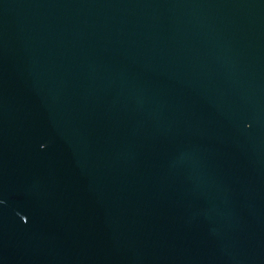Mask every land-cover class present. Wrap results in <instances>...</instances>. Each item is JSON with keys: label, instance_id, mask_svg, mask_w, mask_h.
<instances>
[{"label": "water", "instance_id": "water-1", "mask_svg": "<svg viewBox=\"0 0 264 264\" xmlns=\"http://www.w3.org/2000/svg\"><path fill=\"white\" fill-rule=\"evenodd\" d=\"M0 264H264V0H0Z\"/></svg>", "mask_w": 264, "mask_h": 264}]
</instances>
